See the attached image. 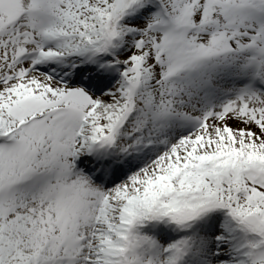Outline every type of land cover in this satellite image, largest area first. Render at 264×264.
I'll use <instances>...</instances> for the list:
<instances>
[{"label": "snow or ice", "instance_id": "6c2138e0", "mask_svg": "<svg viewBox=\"0 0 264 264\" xmlns=\"http://www.w3.org/2000/svg\"><path fill=\"white\" fill-rule=\"evenodd\" d=\"M0 264H264V0H0Z\"/></svg>", "mask_w": 264, "mask_h": 264}]
</instances>
